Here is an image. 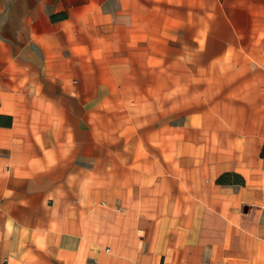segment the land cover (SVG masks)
Instances as JSON below:
<instances>
[{
  "label": "crops",
  "instance_id": "0c3cea01",
  "mask_svg": "<svg viewBox=\"0 0 264 264\" xmlns=\"http://www.w3.org/2000/svg\"><path fill=\"white\" fill-rule=\"evenodd\" d=\"M171 1L201 2L0 0V264H264V89L236 126L232 79L173 83L225 86L224 117L153 108L170 79L139 77L153 48L123 16ZM213 3L211 62L264 69V0Z\"/></svg>",
  "mask_w": 264,
  "mask_h": 264
},
{
  "label": "rangeland",
  "instance_id": "374dc122",
  "mask_svg": "<svg viewBox=\"0 0 264 264\" xmlns=\"http://www.w3.org/2000/svg\"><path fill=\"white\" fill-rule=\"evenodd\" d=\"M223 5L225 4H215L213 0H201L196 4H178L171 1L163 5L155 3L154 17L149 19L132 20L129 19L128 13L123 16L126 28L138 30L140 63L144 62L143 48H153L151 53L153 66L139 67L137 69L139 77L170 79L169 98L165 96L162 98L161 93L157 95L155 91L151 105L156 110H161V100L168 99L171 122L174 125L178 122L183 123L185 115L194 109L204 112L209 108H217L219 116L224 117L226 106L225 86L173 85L175 79H232L234 85L228 89L233 90L231 92L235 96L233 113L231 112L235 126L244 124L248 120L249 112L244 107L247 105V99L244 100V95L252 92L261 93V89H264V86L249 87L243 84L247 79H264V69L257 67L249 70L247 66H243L248 60L243 53L234 54L239 58L237 61L233 60V55L229 57L224 55L223 59L219 58L220 60L214 63L210 60L213 43L211 34L220 35L225 29L222 17ZM143 11H145L144 6ZM141 14L145 15V12ZM135 38L136 36H132V39ZM220 137L221 135L219 140ZM148 219L150 220L149 217Z\"/></svg>",
  "mask_w": 264,
  "mask_h": 264
},
{
  "label": "trees",
  "instance_id": "16d2710c",
  "mask_svg": "<svg viewBox=\"0 0 264 264\" xmlns=\"http://www.w3.org/2000/svg\"><path fill=\"white\" fill-rule=\"evenodd\" d=\"M10 124H11L10 116L0 115V126H9ZM235 176L239 177L236 173L226 172V173H223L219 178H217L216 181L217 183H242L243 182L241 177L239 180Z\"/></svg>",
  "mask_w": 264,
  "mask_h": 264
}]
</instances>
